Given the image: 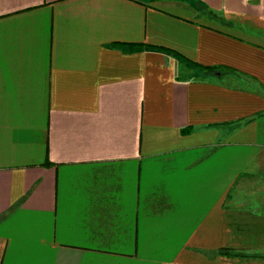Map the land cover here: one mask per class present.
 <instances>
[{"label": "crops", "instance_id": "0c3cea01", "mask_svg": "<svg viewBox=\"0 0 264 264\" xmlns=\"http://www.w3.org/2000/svg\"><path fill=\"white\" fill-rule=\"evenodd\" d=\"M0 264H264V0H0Z\"/></svg>", "mask_w": 264, "mask_h": 264}, {"label": "rangeland", "instance_id": "374dc122", "mask_svg": "<svg viewBox=\"0 0 264 264\" xmlns=\"http://www.w3.org/2000/svg\"><path fill=\"white\" fill-rule=\"evenodd\" d=\"M218 23H219V22H218ZM218 23H215L214 26H216V27L219 26V28H222V29H223V26H221V25H223V24H220V23L218 24ZM250 23H251V22H250ZM210 24H211V23H210ZM253 26H254V25H253ZM255 27H256V28H261V27H259V26H255ZM233 33H237V34H238V32H236V31H233ZM223 251L228 252V253H231V252H230V249H228V248L224 249ZM235 253L238 254V255H242V253H239L238 251L235 252ZM245 256H246V255H245ZM233 257H234V256H233ZM233 257L225 256V258H228V259L230 258V261H231V259H233ZM250 257H251V256L247 255L245 258H248V259H249ZM250 259H251V258H250ZM234 260H237V261H238V260H239V261L241 260V261H242V258H240V259H238V258H237V259H233L232 263H237V261H234Z\"/></svg>", "mask_w": 264, "mask_h": 264}, {"label": "trees", "instance_id": "16d2710c", "mask_svg": "<svg viewBox=\"0 0 264 264\" xmlns=\"http://www.w3.org/2000/svg\"><path fill=\"white\" fill-rule=\"evenodd\" d=\"M182 133H187V130H182L181 131ZM43 166H50L48 163H45ZM219 254L220 255H222V256H228V257H239V258H244V257H246L245 255H238V254H236V253H234V254H232V253H228V252H225V251H219Z\"/></svg>", "mask_w": 264, "mask_h": 264}]
</instances>
